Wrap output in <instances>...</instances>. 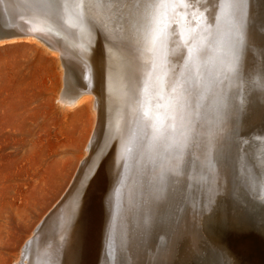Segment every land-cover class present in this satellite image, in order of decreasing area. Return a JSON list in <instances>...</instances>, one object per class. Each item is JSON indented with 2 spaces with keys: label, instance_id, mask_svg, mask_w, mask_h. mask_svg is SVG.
I'll return each mask as SVG.
<instances>
[{
  "label": "bare ground",
  "instance_id": "bare-ground-1",
  "mask_svg": "<svg viewBox=\"0 0 264 264\" xmlns=\"http://www.w3.org/2000/svg\"><path fill=\"white\" fill-rule=\"evenodd\" d=\"M19 40L96 121L15 264H264V0H0Z\"/></svg>",
  "mask_w": 264,
  "mask_h": 264
},
{
  "label": "rangeland",
  "instance_id": "rangeland-1",
  "mask_svg": "<svg viewBox=\"0 0 264 264\" xmlns=\"http://www.w3.org/2000/svg\"><path fill=\"white\" fill-rule=\"evenodd\" d=\"M59 59L36 42L0 43V264L19 261L70 185L94 130L91 100L73 108L60 101Z\"/></svg>",
  "mask_w": 264,
  "mask_h": 264
}]
</instances>
